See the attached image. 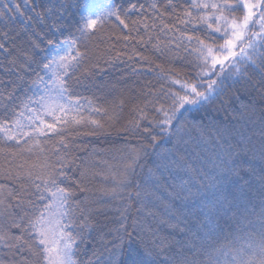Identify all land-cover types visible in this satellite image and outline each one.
Wrapping results in <instances>:
<instances>
[{"label": "snow or ice", "instance_id": "1", "mask_svg": "<svg viewBox=\"0 0 264 264\" xmlns=\"http://www.w3.org/2000/svg\"><path fill=\"white\" fill-rule=\"evenodd\" d=\"M119 63L150 79L80 92L117 90L96 76ZM240 96L246 158L221 144L205 170L209 110ZM0 180V264H264V0H0Z\"/></svg>", "mask_w": 264, "mask_h": 264}, {"label": "trees", "instance_id": "2", "mask_svg": "<svg viewBox=\"0 0 264 264\" xmlns=\"http://www.w3.org/2000/svg\"><path fill=\"white\" fill-rule=\"evenodd\" d=\"M92 2L97 5L103 6L108 2V0H92ZM106 31L109 33L119 32V29L115 28L113 24H108L106 25ZM122 43L123 41H118L117 46L119 47ZM97 44H99L98 49H96ZM105 44H106L105 41L93 40L89 45L90 48L94 49L93 62H96L98 60L101 68L105 67L104 59H106L108 55ZM120 50L123 51L124 49H120ZM145 55L151 56L152 53L145 52ZM137 67H139V65H137ZM94 71L99 72L98 69ZM129 72H130V68L128 64L126 63L116 64L114 67L108 68L105 73L98 74L96 76V83L97 84L118 83L117 90H108V89L99 90L96 88H92V89L81 88L80 92L83 95H86L89 97H91L93 93H95V95L100 98L96 102L103 104L105 100H115L119 98V95H120L119 89L124 87L125 82L131 85L134 81L138 79L139 80L150 79V77H139L138 78L134 76H129L128 75ZM122 75L127 76L126 81L119 80V77H121ZM242 102H246V101L243 96H240L239 98H233L230 105H224L223 107L216 105V106H213V108L209 110L210 118L222 130H227V131H226L224 140L220 141L219 144L213 140L209 142L208 144L201 145L200 149H198V151H200L201 158L203 159L204 164L206 165L205 170H208V171L212 170V163L210 161L215 159V156L217 153H221V147H220L221 144H223L225 147L228 144L235 145L236 146L235 151L242 153L241 159L246 158L244 155V151L246 149V144H247L245 137L251 135V126H244L243 122H237L236 119H234L236 115L234 110L238 109ZM128 116H129L128 108L126 107L124 110L123 119H127ZM253 139H255V137H253ZM76 143L79 145H83L85 148H87L88 151H90L93 146L96 148H108L113 144H122L124 143V138L121 135L117 134L116 132H112L110 135H105L101 137L77 138ZM74 152L76 153V155H78L81 158L85 157L87 154L85 151H80L79 149H74ZM100 158H102V156L97 157V159H100ZM256 161L257 163L259 162L258 154L256 157ZM0 183H6V181L0 180ZM162 195H164V193H162ZM188 209H191V214H189ZM188 209H184L187 226L194 231L195 230L194 226H195L196 219H197L195 215L196 209L191 205L190 202L188 203ZM163 214H164L163 210H161V215ZM180 227L184 228L185 224L182 223ZM164 234L167 235V231H165ZM190 234L191 233H189V235ZM237 235L239 238L235 239V246L240 247L244 244L246 237H244L243 233H238ZM176 238L181 239L182 236H177ZM225 251L227 254L225 256L220 257L222 262L225 260H232L235 257L234 252H228L227 249ZM82 258H83V254H82Z\"/></svg>", "mask_w": 264, "mask_h": 264}]
</instances>
